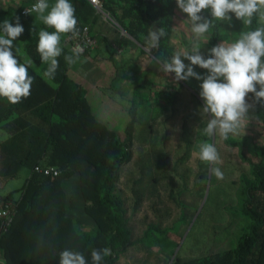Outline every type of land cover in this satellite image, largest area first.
Listing matches in <instances>:
<instances>
[{
    "label": "trees",
    "instance_id": "obj_1",
    "mask_svg": "<svg viewBox=\"0 0 264 264\" xmlns=\"http://www.w3.org/2000/svg\"><path fill=\"white\" fill-rule=\"evenodd\" d=\"M35 2L23 3L18 8L0 5V23L5 19L15 23L18 16L24 27L23 34L14 41L20 45L13 51L21 63L33 61L29 74L34 78L30 96L21 102L12 104L0 98V125L11 121L18 129L0 143V154L9 155L17 171L21 168L30 171L19 188L0 198V206H8L14 214L9 226L0 218V264H59V253L66 248L81 252L88 264H92L93 249L108 248L111 255L105 256L102 264H118L129 248L142 243L156 228L147 226L143 237L134 240L130 223L144 199L143 191L137 189L141 182L133 183L131 211L118 187L121 170L133 157L136 120L131 116L122 135H118L96 119L85 90L68 77L72 63L64 57H74L76 53L69 50L65 39L72 34H61L63 53L58 58L55 78L43 75L47 64L41 60L36 45L38 33L45 25L38 22L36 13L21 15L24 8ZM100 2L102 11L129 36L130 44L139 48L141 55L144 50L155 59H170L174 54L171 34L178 9L176 0ZM71 3L75 7L77 26L90 27L97 23L101 15L88 0H71ZM202 14L211 19L208 10ZM214 24L206 34L208 50L221 40L222 23L214 21ZM150 26L164 27L167 32L158 48H150L147 41ZM258 26L256 16L244 31ZM253 110L264 129V105L257 104ZM15 111H27L46 128L14 118ZM244 144L229 143L240 151ZM251 154L253 160L240 156L248 165L247 173L240 176L237 192L238 209L246 223L234 247L185 260L176 256L171 264H264V144L253 143ZM36 165L54 167L61 173L57 177L36 174L32 171ZM74 176H77L82 205L67 201L64 185ZM73 198L70 197L71 201Z\"/></svg>",
    "mask_w": 264,
    "mask_h": 264
},
{
    "label": "rangeland",
    "instance_id": "obj_2",
    "mask_svg": "<svg viewBox=\"0 0 264 264\" xmlns=\"http://www.w3.org/2000/svg\"><path fill=\"white\" fill-rule=\"evenodd\" d=\"M4 2L7 0H0V5L5 6ZM208 14L211 16L210 10ZM230 15L231 23L219 21L222 23L219 43L233 42L246 27L234 14ZM101 18L111 24L105 17ZM118 33L124 44L121 49L112 47L111 61L92 65L87 62H92L93 58L86 59L83 55L70 69L71 75L81 78L82 82L78 83L89 88V96L96 95L98 88H106V94L112 92L109 96L118 100L112 108L96 111L118 135H122L131 116L136 120L133 157L122 168L118 187L131 211L133 183L141 182L137 189L143 191L144 199L130 223L134 240L143 237L147 226L156 228L142 243L129 248L118 264H171L176 256L185 260L234 247L246 223L238 209L237 192L240 176L247 173L248 165L240 156L243 154L253 160L252 144H264L262 124L251 110L241 129L229 140L224 141L218 130L208 136L203 130L209 117L200 112L202 81L194 78L175 81L174 73L160 71L156 59L146 50L143 49V56L138 58L139 49L134 53L132 45L127 44L131 39L121 31ZM171 44L174 53L191 51L194 46L200 47L203 55L208 51L206 37L197 38L192 33L186 14L179 8L175 13ZM13 45L20 43L13 42ZM100 55L106 57L108 52ZM133 64L130 71H138L126 75ZM193 68L200 75L207 74L206 69ZM93 107L97 109L94 104ZM205 141L215 144L220 154L217 164L199 159L197 145ZM233 141L245 143L243 149L230 146ZM214 167L221 169L222 179L214 175ZM25 172L8 180L7 189L20 187ZM66 188L77 193V176L66 182Z\"/></svg>",
    "mask_w": 264,
    "mask_h": 264
},
{
    "label": "clouds",
    "instance_id": "obj_3",
    "mask_svg": "<svg viewBox=\"0 0 264 264\" xmlns=\"http://www.w3.org/2000/svg\"><path fill=\"white\" fill-rule=\"evenodd\" d=\"M177 7L186 14L192 33L197 38L215 27L214 21L231 23L232 15L251 26L253 18L258 16L260 26L242 31L238 38L230 43H219L208 50L207 57L194 46L191 51L175 52L170 59L156 58L160 71L174 73L175 81H187L194 78L202 81L200 97L203 107L200 112L206 114L204 132L213 136L219 131L224 141L230 139L241 129L243 122L257 104L264 105V0H176ZM210 10L211 19L202 13ZM37 14V19L45 25L38 33L36 50L41 60L47 64L43 75L54 79L59 67L58 58L63 53L61 34L78 35L75 7L71 0H36L25 14ZM53 29L49 31L47 29ZM24 32L19 17L15 23L5 19L0 23V98L17 104L31 94L34 78L29 74L31 59L21 63L13 51V42ZM167 35L164 27L150 26L147 41L150 48H158L160 41ZM80 53L65 56L68 63H75ZM184 60L190 63L185 64ZM193 66L206 69V75L198 74ZM251 94V102H249ZM201 161L217 164L220 154L213 143L207 141L197 145ZM212 172L218 179L223 178L219 167ZM108 248L91 251L92 264H102L105 256H110ZM59 264H88L85 256L78 251L64 249L59 253Z\"/></svg>",
    "mask_w": 264,
    "mask_h": 264
},
{
    "label": "crops",
    "instance_id": "obj_4",
    "mask_svg": "<svg viewBox=\"0 0 264 264\" xmlns=\"http://www.w3.org/2000/svg\"><path fill=\"white\" fill-rule=\"evenodd\" d=\"M35 1L36 0H7V3L4 2L5 6H2V7L7 8L9 6H12L14 8H18L23 3L35 2ZM54 2H55V0H49L50 4H52ZM35 17L37 19V15ZM38 22L42 23L39 20H38ZM90 30H91V35L93 36V39L95 41V47L87 55H84V57L86 59L93 58L92 62L88 61L87 63H90V64L93 63L92 65H98V64L100 65V63H102V62L111 61L112 58L110 56L113 54V52L111 51L112 47H114V48L118 47L121 49L122 45L124 44V42L120 38V34L118 33L121 30L119 28H117L116 26H112L111 24L105 22L101 18V16L98 19L97 23H94L93 25L90 26ZM127 44H130V42ZM130 45H132V49H133L134 53H137L135 51V49H139V48H137L133 44H130ZM102 52L103 53L108 52V56H106V57L101 56L100 54ZM118 53L121 54V51L118 50ZM142 56L143 55H141V53H140V56L138 58H141ZM138 58H137V60H138ZM137 60H135V63H137L136 62ZM134 64L128 68V72H126V75H128V76L134 75V73L138 71V70L135 72L130 71L133 69V66H135ZM111 65H113V63ZM70 69H71V66H70ZM70 69L68 70V77L70 79H72L75 83H77L83 87V89L86 92V98H87V100L91 106V109H92L94 116L96 117L97 120H99L100 122L107 125V121H104L103 118L101 119L99 117V115L96 113V111L97 112H100V111L102 112V110L106 111L109 108H112L111 106L113 105V103L118 101V100L113 99L112 96L111 97L109 96L112 92H110V94L109 93L106 94V88L104 90H100L98 88L96 95L89 96L88 95L89 88L84 87V85H82V83H78V82H82L81 78L79 76L71 75ZM128 78H130V77H128ZM75 80H77V81H75ZM107 91H109V90H107ZM113 91L118 93L117 90H115V89H113ZM93 104L97 107V109H95L93 107ZM14 118H18L20 121H22L24 123H28L32 126H38L39 125V126H43L44 129L46 128L45 125H42L37 118H35L31 114H29L27 111H15ZM17 132H18V129H17L16 125L13 124L11 121H8V122H5L4 124H1L0 125V143L4 142L7 138L11 137L12 135L16 134ZM11 161L12 160H11L9 155H6V154L1 155L0 154V198L5 197L8 193L17 189V188L7 189L6 186L8 184V182H7L8 180L15 179L16 177H18L19 175H21L25 171H26L24 173V175L26 176L25 179H27L30 175V171L26 168H21L20 170L17 171L16 168L11 165ZM64 190L66 192L67 201L68 202L70 201L71 205H79V204L82 205L83 204L81 197H80L79 188L77 190V193L75 194L76 191H73V192L68 191V189L66 188V184H65ZM71 196L74 197L72 200L73 202L70 199Z\"/></svg>",
    "mask_w": 264,
    "mask_h": 264
},
{
    "label": "built area",
    "instance_id": "obj_5",
    "mask_svg": "<svg viewBox=\"0 0 264 264\" xmlns=\"http://www.w3.org/2000/svg\"><path fill=\"white\" fill-rule=\"evenodd\" d=\"M96 9V11L105 19H107L112 25L116 26L115 21L101 9V2L100 0H88ZM36 3V2H35ZM34 4V3H33ZM30 6L24 8L21 11L22 16H27L29 14H25V10L30 8ZM117 27V26H116ZM78 35H71L65 39L66 44L69 47V50L77 53L79 52L80 55L88 54L92 49L95 47V41L90 34V27L88 25H78ZM36 174H41L43 176H52L57 177L61 173L59 169L49 166H41L36 165L33 167L32 170ZM13 212L11 208L8 206L1 207L0 206V218L4 219L6 226H9L13 219Z\"/></svg>",
    "mask_w": 264,
    "mask_h": 264
},
{
    "label": "water",
    "instance_id": "obj_6",
    "mask_svg": "<svg viewBox=\"0 0 264 264\" xmlns=\"http://www.w3.org/2000/svg\"><path fill=\"white\" fill-rule=\"evenodd\" d=\"M116 26H117V28H118V25L116 24ZM122 31V30H121ZM123 32V31H122ZM123 33H125V32H123ZM126 34V33H125ZM127 35V34H126ZM128 36V35H127ZM129 37V36H128Z\"/></svg>",
    "mask_w": 264,
    "mask_h": 264
}]
</instances>
